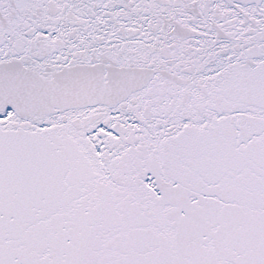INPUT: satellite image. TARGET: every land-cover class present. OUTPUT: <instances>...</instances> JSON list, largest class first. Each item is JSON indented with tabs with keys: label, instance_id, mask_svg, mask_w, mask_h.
Returning <instances> with one entry per match:
<instances>
[{
	"label": "snow or ice",
	"instance_id": "1",
	"mask_svg": "<svg viewBox=\"0 0 264 264\" xmlns=\"http://www.w3.org/2000/svg\"><path fill=\"white\" fill-rule=\"evenodd\" d=\"M0 264H264V0H0Z\"/></svg>",
	"mask_w": 264,
	"mask_h": 264
}]
</instances>
